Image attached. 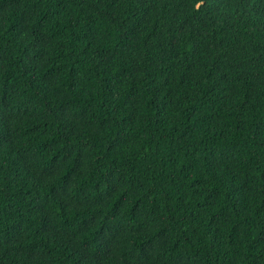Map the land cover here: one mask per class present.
<instances>
[{"label": "trees", "instance_id": "trees-1", "mask_svg": "<svg viewBox=\"0 0 264 264\" xmlns=\"http://www.w3.org/2000/svg\"><path fill=\"white\" fill-rule=\"evenodd\" d=\"M0 264H264V0H0Z\"/></svg>", "mask_w": 264, "mask_h": 264}]
</instances>
